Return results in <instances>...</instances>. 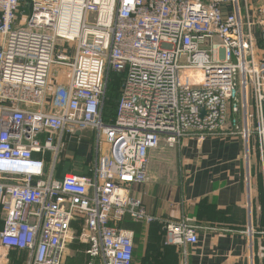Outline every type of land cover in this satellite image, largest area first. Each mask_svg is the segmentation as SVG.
I'll list each match as a JSON object with an SVG mask.
<instances>
[{
    "label": "built area",
    "instance_id": "built-area-1",
    "mask_svg": "<svg viewBox=\"0 0 264 264\" xmlns=\"http://www.w3.org/2000/svg\"><path fill=\"white\" fill-rule=\"evenodd\" d=\"M110 72L123 78L104 122ZM74 137L96 158L60 176ZM223 137L241 142L248 196L252 167L259 175L264 214L259 0H0V264L22 253L24 264H63L70 240L88 264H133L126 220L161 224L188 264L198 228L150 214L131 188L148 183L162 144ZM247 207L248 264H263L264 228Z\"/></svg>",
    "mask_w": 264,
    "mask_h": 264
},
{
    "label": "crops",
    "instance_id": "crops-1",
    "mask_svg": "<svg viewBox=\"0 0 264 264\" xmlns=\"http://www.w3.org/2000/svg\"><path fill=\"white\" fill-rule=\"evenodd\" d=\"M66 154L80 164H92L96 158L87 138L69 139ZM241 157L240 140L230 137L207 138L203 141L185 139L172 148L162 144L149 153L148 183L131 188V196L139 198L150 214L173 221L184 220L198 228L197 244L187 249L188 264L249 263L244 234L249 211L248 199L252 216H258V225L262 224L263 228L264 220L262 223L260 218L259 182L251 179L248 196ZM66 172L60 171V176ZM3 224L4 214L0 208V231ZM258 229L261 231V227L258 226ZM151 230L147 228L148 239L144 243L141 258L135 264H181L180 251L165 244L166 234L163 237L165 246L162 248V237L154 241L157 232L155 234L154 229L152 234ZM149 238H152L153 243H158L153 260L149 258ZM17 261L16 264H24L23 253Z\"/></svg>",
    "mask_w": 264,
    "mask_h": 264
},
{
    "label": "rangeland",
    "instance_id": "rangeland-1",
    "mask_svg": "<svg viewBox=\"0 0 264 264\" xmlns=\"http://www.w3.org/2000/svg\"><path fill=\"white\" fill-rule=\"evenodd\" d=\"M251 2H252L253 5H255L257 0H251ZM259 2H261L262 6L264 7V0H259ZM25 13L28 14V10H26ZM66 156L67 155L63 154L61 159L58 160L56 168L58 170H60V171L74 170V171H71V172H74L76 174L80 173V172L82 173V170L80 169V168H82V166L79 163L74 162V161H73L74 162L73 164L68 163V162H71L73 160V158H70V156H69L67 158H70V159H67V158H65ZM64 159L68 160V162L65 161ZM75 164H79L77 166L79 169L76 167ZM148 169H149V165H148ZM251 176H252L253 180L255 179V180H257L259 182V188H258L259 194H258V196H259L260 203H261L260 218H262L263 217V212H262V208H263L262 185H260L261 184L260 177H259V175L257 174V172L255 171V169L253 167L251 169ZM250 197H251V195H250ZM255 218L257 220V223H255ZM258 221H259V219H258V216L256 214H255L254 217L252 216L253 227L256 229L255 232L259 231L258 226L261 227V230L263 229L262 224L258 225L259 224ZM78 226H77V224L73 225L72 238H74L76 236L77 229H78L77 227ZM147 228H148V226H146L144 224L143 225L139 224V225L135 226V231L139 234V238L141 237V234H143L146 231L145 235L141 237L142 239H139L136 242V249H135V254H134L135 263L138 261L139 258H141L142 249L144 247V243L148 239V237H147V235H148ZM154 241L157 242V237L156 236L154 237ZM73 244H77V242L70 240L68 245H67V248H66V253H65V256H64V259H63V264H85L84 257L82 255H77L78 252L76 253V248H74ZM147 245H148V248L151 251V255L149 256V258H151V259L155 258V257L152 256V253H154V251L156 250V246H158V243H153L152 238H149Z\"/></svg>",
    "mask_w": 264,
    "mask_h": 264
},
{
    "label": "trees",
    "instance_id": "trees-1",
    "mask_svg": "<svg viewBox=\"0 0 264 264\" xmlns=\"http://www.w3.org/2000/svg\"><path fill=\"white\" fill-rule=\"evenodd\" d=\"M122 78H123V76L121 74H117V73H113V72H110L109 75H108L107 88H106V93H105L104 105H103V109H102V119H103L104 122H111L113 120V118H114V114H115V111H116V106H117V103H118V100H119V96H120V86H121ZM66 155L67 156L65 158L69 157L68 154H66ZM70 158H73V157H70ZM70 158H67V159H70ZM47 160H48V157H47ZM65 161L68 162V160H65ZM73 161H74V158H73V160L71 162H68V163L73 164L74 163ZM79 164H75L76 167ZM80 165L82 166V168H80L82 170V173L86 174L88 169L91 166V163H89V164H80ZM70 171H74V170H70ZM64 172H66V171H64ZM61 173H62V171H61ZM263 220H264V214H263V217L261 218L262 223H263ZM74 224H77V226L79 225L78 222H75ZM139 224L140 223L136 224V223H133V222H131L129 220H126L125 223H124V227L125 228H127L129 230H132L134 232L135 240H134L133 264H135L134 254H135V249H136V242L139 239V234L135 231V226H137ZM148 227L150 228V230L152 228V230H151L152 234H153L154 229H156L154 231V233L157 232V234L155 233L157 235V238L158 237L159 238L162 237L161 247L164 248L165 244H163V237L165 235V232L162 229V225L158 224V223H152ZM77 244H73L74 248H76V253L78 252L77 255H82L84 257L85 264H88L89 260H88V257L83 252V247L80 246L79 243H77ZM167 246L168 245H166V247ZM156 248H157V246H156ZM176 251H178V250L176 249ZM154 253H155V256H153V257L156 258L157 249L154 251ZM153 259L154 258H152V260ZM15 262H18V261H15ZM156 264H157V262H156Z\"/></svg>",
    "mask_w": 264,
    "mask_h": 264
}]
</instances>
